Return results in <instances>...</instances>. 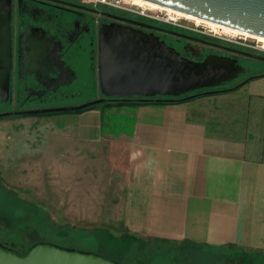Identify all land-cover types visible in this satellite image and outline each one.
<instances>
[{"label": "crops", "instance_id": "obj_1", "mask_svg": "<svg viewBox=\"0 0 264 264\" xmlns=\"http://www.w3.org/2000/svg\"><path fill=\"white\" fill-rule=\"evenodd\" d=\"M248 76L181 103L79 113V141L115 142L93 155L94 173L112 177L110 207L127 232L264 252V61Z\"/></svg>", "mask_w": 264, "mask_h": 264}, {"label": "rangeland", "instance_id": "obj_2", "mask_svg": "<svg viewBox=\"0 0 264 264\" xmlns=\"http://www.w3.org/2000/svg\"><path fill=\"white\" fill-rule=\"evenodd\" d=\"M147 8L153 11L157 9L149 6ZM180 19L185 18L180 17ZM185 20L210 33L198 35L216 44L183 41L185 45L182 54L189 58L198 60L199 55L202 57L210 49L216 53L228 54L229 51L225 46L236 49L217 35L248 38L242 34L229 33L216 26L196 21L200 20L197 18ZM166 41L169 42L168 38ZM82 53L79 62L73 64L78 73L79 90L72 95L60 96L48 104L71 106L102 96L93 88L98 79L96 60L91 59L88 49ZM262 62L255 57L240 55L238 63L248 71L226 84L237 83ZM104 105L100 102L95 108H103ZM33 108L38 107L29 103L15 107L0 102V111ZM79 113L81 112L73 110L0 117V240L9 246H16L20 242L27 245L37 240L39 236L53 234L56 228H53L51 223H55L56 226H70L93 232L91 234L94 236L93 241L82 239L83 248L116 263L125 264L113 255L119 257L126 255V250L118 245L115 247L112 244L108 246L112 248L111 250L101 253L93 251L106 248V245L99 240L101 235L111 234L112 237L119 239L129 232L117 217L115 209L110 207L112 177L94 173L93 155H110L111 145L115 142L109 141L108 138L99 143L79 141L76 137ZM27 204L36 208L30 210ZM37 209L42 213H38ZM96 228L100 230L94 231ZM142 240L130 241L132 251L145 250L147 253L142 256V263L138 262L141 264H172L168 254L160 253V258H148V255L157 253L159 243L166 246L163 248L164 252L177 250V247L185 244L183 240L149 238ZM134 252L129 255L137 259ZM197 253L189 252L184 255H189L195 264H237L238 261L239 263L242 261V264H264V252L225 247L205 249ZM234 258L236 260H233Z\"/></svg>", "mask_w": 264, "mask_h": 264}, {"label": "water", "instance_id": "obj_3", "mask_svg": "<svg viewBox=\"0 0 264 264\" xmlns=\"http://www.w3.org/2000/svg\"><path fill=\"white\" fill-rule=\"evenodd\" d=\"M170 8L205 21L264 37V0H143ZM11 9V0H2ZM244 56L264 61V56L232 49ZM236 59L207 55L202 60L181 55L164 41L123 26L104 25L99 29L97 70L102 96L71 106H51L0 112L37 114L73 111L107 99L131 97L179 96L198 90L225 85L248 69L238 70ZM5 84L3 96H7ZM6 98V97H4ZM4 100V99H3ZM0 264H119L98 254L66 249L47 242L34 244L19 254L0 244Z\"/></svg>", "mask_w": 264, "mask_h": 264}, {"label": "flooded vegetation", "instance_id": "obj_4", "mask_svg": "<svg viewBox=\"0 0 264 264\" xmlns=\"http://www.w3.org/2000/svg\"><path fill=\"white\" fill-rule=\"evenodd\" d=\"M104 25L135 29L158 42H166L181 55L185 41L209 42L196 33L118 5L83 0H11V9H7L0 0V102L15 107L29 103L42 108L54 106L48 103L60 96L74 94L79 87L73 64L79 62L85 49L97 63L99 29ZM13 43L14 52L10 49ZM225 48L228 54L210 49L198 59L218 54L238 63L243 54L233 52V47ZM238 65V70L245 68ZM6 83L8 93L3 96ZM93 88L101 93L98 79Z\"/></svg>", "mask_w": 264, "mask_h": 264}, {"label": "trees", "instance_id": "obj_5", "mask_svg": "<svg viewBox=\"0 0 264 264\" xmlns=\"http://www.w3.org/2000/svg\"><path fill=\"white\" fill-rule=\"evenodd\" d=\"M248 75L246 77H244L243 79L238 80V82L234 83V84H230V85L225 84V85H221V86H217V87L201 88V89L194 90L192 92L182 94L179 96H156V98L155 97H153V98H151V97H147V98H145V97H131V98L116 99V100L107 99L103 103L105 104L104 106L125 105V104H142V103H163V104L181 103V102L187 101L189 99L195 98V97L200 96V95L234 91L238 87H240L242 84H244L250 78ZM95 106H96V104L89 106V107H86L84 109L75 110V111L76 112H82V111H85V110H88L91 108H95ZM27 206H30L29 207L30 210L31 209L34 210L36 208L30 204L29 205L27 204ZM17 208L21 211V209L19 207H17ZM36 211L38 213H42V211L40 209H37ZM43 221H44V219H43ZM51 226L53 228H56L53 234H51V235L44 234L43 236H39L37 240L32 241L30 244L25 245L24 242H20L16 246H9V245L3 244L2 240H0V244L9 248V249H13L15 252H17L19 254H25L34 244L39 243V242L51 243V244L58 245L60 247L66 248V249H78L80 251L91 252V250L83 248V245H82L83 240L82 239H89V241H93L94 236L91 235L93 232H91V231L88 232V231L83 230V229H74L70 226H56L55 223H51ZM97 230H100V229H98V228L94 229V231H97ZM77 237H82V238L79 239ZM142 239L143 238L137 237V236L132 235L130 233H127L124 237L119 238V239L112 237L111 234H104V235H101L99 240L101 242H103V244L106 245V248L105 249L102 248L99 250H93V251L101 253V251L111 250L112 248H109L108 246H111L112 244L115 247L118 245L119 247L124 248V250H126L127 253L123 257H119V256L113 254L115 257L119 258L125 264H141L142 263V260H141L142 256H145L147 253L145 250H142L140 252L132 251L130 248V246H131L130 241H133V240L134 241H143ZM183 242L185 243L184 246L177 247L178 248L177 250H181L182 251L181 253H183V254L179 253L177 250H170V251L164 252L163 248H166V246L159 243L160 247H159L157 253H155V254L150 253L148 255V258H150V257L151 258L152 257L160 258V253H165V254H168V256L170 257L172 264H195L190 259L189 255L185 256L184 254L185 253L189 254V252L198 254L197 252H201L205 249H221V248H225V247H233L232 245L231 246L230 245L229 246H214V245H209V244H204V243H194V242H190L187 240H183ZM173 248H175V247H173ZM233 248H235L236 250H243V249L238 248V247H233ZM131 252H134V254L137 256V259L134 256L129 255V253H131ZM236 258H239V257H236ZM184 259L186 260V262H184ZM233 260H236V259L234 258ZM138 262H141V263H138ZM237 264H242V261H240V263L238 261Z\"/></svg>", "mask_w": 264, "mask_h": 264}, {"label": "built area", "instance_id": "obj_6", "mask_svg": "<svg viewBox=\"0 0 264 264\" xmlns=\"http://www.w3.org/2000/svg\"><path fill=\"white\" fill-rule=\"evenodd\" d=\"M83 1L122 6L125 9H129L136 12L137 14H142L153 20L173 25L175 27L181 28L191 33L210 34L207 31L203 30L202 28L200 29V27L192 25L191 23L187 22L185 19H180L178 17L168 14L165 10L162 11L159 9H155L153 11L147 8L146 6L132 3L130 0H83ZM217 37L236 48H241L249 52L264 54V43H261L260 41L254 38L250 37L251 39H248L249 37L243 38L241 36H228V35L226 36L217 35Z\"/></svg>", "mask_w": 264, "mask_h": 264}, {"label": "bare ground", "instance_id": "obj_7", "mask_svg": "<svg viewBox=\"0 0 264 264\" xmlns=\"http://www.w3.org/2000/svg\"><path fill=\"white\" fill-rule=\"evenodd\" d=\"M132 1L133 3H137V4H140V5H148L149 7L151 8H157L159 10H165L168 14L172 15V16H175V17H182V18H185V19H192V20H196L197 19H200L198 17H194L186 14V13H182V12H179V11H176V10H173V9H170V8H166V7H163V6H159L157 4H154V3H151V2H147V1H143V0H130ZM147 6V7H148ZM160 7V8H159ZM163 8V9H161ZM191 16V17H190ZM203 19H200V20H196V21H200L202 23H205V24H209V25H212V26H216L218 27L220 30H224V31H227V32H232V33H235V34H242V35H245L247 37H253V38H256L258 41H263L264 42V37H260V36H254V35H251V34H248V33H244V32H241V31H237L235 29H231L229 27H226V26H223V25H217L216 23L213 24V22H210V21H202Z\"/></svg>", "mask_w": 264, "mask_h": 264}]
</instances>
